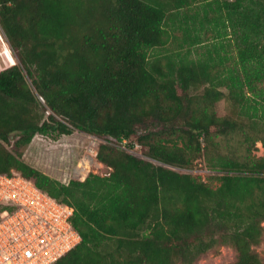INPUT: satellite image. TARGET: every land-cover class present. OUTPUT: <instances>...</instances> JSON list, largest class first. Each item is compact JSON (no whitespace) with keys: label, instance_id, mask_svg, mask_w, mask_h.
<instances>
[{"label":"trees","instance_id":"obj_1","mask_svg":"<svg viewBox=\"0 0 264 264\" xmlns=\"http://www.w3.org/2000/svg\"><path fill=\"white\" fill-rule=\"evenodd\" d=\"M172 21L189 47L207 23L235 37V66L215 43L152 59ZM0 28L18 60L0 71V174L73 207L82 239L54 264H197L222 247L264 264V0H0ZM75 130L105 141L108 176L64 184L23 161L37 134ZM203 158L217 188L181 172Z\"/></svg>","mask_w":264,"mask_h":264},{"label":"rangeland","instance_id":"obj_2","mask_svg":"<svg viewBox=\"0 0 264 264\" xmlns=\"http://www.w3.org/2000/svg\"><path fill=\"white\" fill-rule=\"evenodd\" d=\"M188 12H199V18L202 19L206 15L213 20L217 14L212 11H208L206 14L202 4L194 6ZM187 12V13H188ZM168 29L171 32L170 42L166 47L156 48L152 52V59L158 55L162 60V64H166L169 59L176 60L175 55L178 57L186 56V50L191 49V55L189 58H203L208 47L211 48L213 43L220 45L222 50L220 53L222 56H227L229 60L225 62L222 67H232L236 64L237 49L235 48V37H226L221 39L216 38L217 29L210 24H204L201 29L192 30L193 36L200 37V41L196 46L189 47V39L184 41V36L187 33V29L191 26H186V30H182V27L175 21L169 22ZM194 29V28H193ZM221 30V26L218 28ZM187 36V35H186ZM18 63L16 55L12 51L5 35L0 28V71H3ZM220 67V69H222ZM228 103L222 101L217 105V112L219 115H225L228 113ZM264 136V135H263ZM17 137L15 134L13 139ZM105 142L95 136L85 134L83 132L75 130L70 135L59 136H44L37 134L29 147L26 149L23 155V161L30 166L40 170L41 172L49 175L50 177L61 181L64 184H68L71 180H83L89 174H96L99 176H108L110 169L106 168L103 164L97 161V152L99 145ZM134 148H126L130 153L137 157L146 159L145 151L133 140ZM130 142L125 145H131ZM253 155L256 157L264 156V146L260 141L256 144V149L253 151ZM82 160L88 161V172L83 176L78 166ZM177 170V169H174ZM182 173H189L195 177H200L204 182L208 183L213 188H217L220 184L216 180H212L213 177H218L217 173H213L208 169L205 159H199L195 162L192 170H181ZM257 252L264 260V240L262 244L256 248ZM236 254L230 247H222L216 253H210L201 258L197 264H232L235 261Z\"/></svg>","mask_w":264,"mask_h":264},{"label":"built area","instance_id":"obj_3","mask_svg":"<svg viewBox=\"0 0 264 264\" xmlns=\"http://www.w3.org/2000/svg\"><path fill=\"white\" fill-rule=\"evenodd\" d=\"M74 215L20 174H0V264L56 263L81 243Z\"/></svg>","mask_w":264,"mask_h":264},{"label":"bare ground","instance_id":"obj_4","mask_svg":"<svg viewBox=\"0 0 264 264\" xmlns=\"http://www.w3.org/2000/svg\"><path fill=\"white\" fill-rule=\"evenodd\" d=\"M78 170L82 175H86L88 172V161L82 160L78 166Z\"/></svg>","mask_w":264,"mask_h":264}]
</instances>
